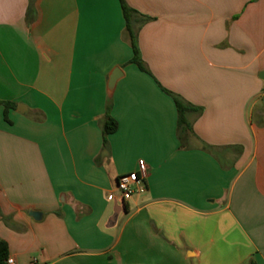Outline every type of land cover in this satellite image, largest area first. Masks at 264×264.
Returning a JSON list of instances; mask_svg holds the SVG:
<instances>
[{"label":"crops","instance_id":"1","mask_svg":"<svg viewBox=\"0 0 264 264\" xmlns=\"http://www.w3.org/2000/svg\"><path fill=\"white\" fill-rule=\"evenodd\" d=\"M126 1L149 73L120 0H0V238L16 264H264V0Z\"/></svg>","mask_w":264,"mask_h":264},{"label":"trees","instance_id":"2","mask_svg":"<svg viewBox=\"0 0 264 264\" xmlns=\"http://www.w3.org/2000/svg\"><path fill=\"white\" fill-rule=\"evenodd\" d=\"M123 15L126 21L125 35L128 38L131 46L134 49V58L132 63L137 64L141 70L148 72L149 69L146 66V63L142 59L140 47H139V30L142 25H144L148 20H138L137 17L140 16L138 11L133 9L126 0H120ZM139 24V27L137 26ZM138 27V28H137ZM175 100L178 113H179V128L182 133H187L192 131V125L189 121L190 113H199L200 109L187 103L183 98L177 96L167 90ZM0 105L4 106L7 110L15 107L14 104L10 102L0 101ZM112 105L108 106V112L106 119L102 125L104 146L108 144V138L111 134L115 133L118 130V122L111 115ZM10 257V250L8 243L0 238V264H7V261Z\"/></svg>","mask_w":264,"mask_h":264},{"label":"built area","instance_id":"3","mask_svg":"<svg viewBox=\"0 0 264 264\" xmlns=\"http://www.w3.org/2000/svg\"><path fill=\"white\" fill-rule=\"evenodd\" d=\"M147 177V164L139 161V172L121 175L117 180V190L124 201L130 200L137 191H144ZM7 264H16L14 258L9 257Z\"/></svg>","mask_w":264,"mask_h":264},{"label":"water","instance_id":"4","mask_svg":"<svg viewBox=\"0 0 264 264\" xmlns=\"http://www.w3.org/2000/svg\"><path fill=\"white\" fill-rule=\"evenodd\" d=\"M121 77H122V72L120 69L115 70L111 75L108 85V94L110 98H112L116 85ZM260 78L264 81V72L260 74ZM31 216L34 217L36 220L42 219V214L39 212H32Z\"/></svg>","mask_w":264,"mask_h":264}]
</instances>
